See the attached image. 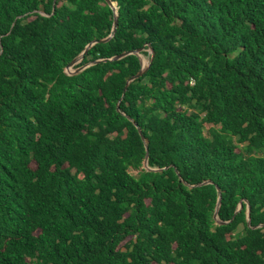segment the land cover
<instances>
[{"label":"trees","instance_id":"1","mask_svg":"<svg viewBox=\"0 0 264 264\" xmlns=\"http://www.w3.org/2000/svg\"><path fill=\"white\" fill-rule=\"evenodd\" d=\"M110 1L0 0V264H264V0Z\"/></svg>","mask_w":264,"mask_h":264},{"label":"water","instance_id":"2","mask_svg":"<svg viewBox=\"0 0 264 264\" xmlns=\"http://www.w3.org/2000/svg\"><path fill=\"white\" fill-rule=\"evenodd\" d=\"M105 2H106V4L108 5V7L113 11V24H112V29H111V32H110V34L114 31V29H115V26H116V6H115V4L114 3H112L110 0H105ZM110 36V35H109ZM108 36V37H109ZM107 37V38H108ZM107 38H105V39H107ZM90 45H88L87 46V48L89 47ZM85 52H86V49H84L83 51H82V53H80L77 57H75L69 64H68V66L67 67H70V66H72L75 62H78V61H80L81 59H82V57H83V55L85 54ZM151 52V51H150ZM129 53H133V54H136L137 56H138V51H136V52H124V53H122V54H120L119 56H116V57H113L114 59H117V58H120V57H123V56H125V55H127V54H129ZM151 58H152V52H151V55H150V58H149V61H148V63L143 67L142 65H141V59L139 58V62H140V65H141V69L139 70V72L137 73V74H135L134 76H132L129 80H132V79H134V78H136V77H139L142 73H143V71H145L146 70V68L148 67V65H149V63H150V61H151ZM93 63H95V61L94 62H91V63H88V64H85V65H83V66H80L79 68H77V69H75V71L74 72H72V73H77V72H79V71H81L83 68H85V67H87V66H89V65H91V64H93ZM72 73H67V74H72ZM137 128V127H136ZM137 130H138V132H139V129L137 128ZM143 167H144V169H147V166L145 165V161L143 162ZM218 205V203L216 204V206ZM247 220H248V217L246 218ZM215 220H216V223L217 224H221V222L220 221H218L216 218H215Z\"/></svg>","mask_w":264,"mask_h":264},{"label":"rangeland","instance_id":"3","mask_svg":"<svg viewBox=\"0 0 264 264\" xmlns=\"http://www.w3.org/2000/svg\"><path fill=\"white\" fill-rule=\"evenodd\" d=\"M147 53L145 55L138 54V57L141 59L142 63H148L149 61V51L145 50ZM78 62H75L72 66L64 68L65 73H72L75 71V69L79 68ZM144 67V66H143Z\"/></svg>","mask_w":264,"mask_h":264},{"label":"bare ground","instance_id":"4","mask_svg":"<svg viewBox=\"0 0 264 264\" xmlns=\"http://www.w3.org/2000/svg\"><path fill=\"white\" fill-rule=\"evenodd\" d=\"M141 65H142V66H145V65H146V63H142V62H141Z\"/></svg>","mask_w":264,"mask_h":264}]
</instances>
